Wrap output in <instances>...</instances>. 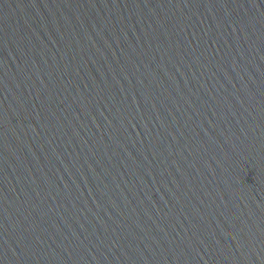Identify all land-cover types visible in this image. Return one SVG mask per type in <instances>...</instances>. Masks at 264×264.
I'll return each instance as SVG.
<instances>
[{
    "label": "water",
    "instance_id": "obj_1",
    "mask_svg": "<svg viewBox=\"0 0 264 264\" xmlns=\"http://www.w3.org/2000/svg\"><path fill=\"white\" fill-rule=\"evenodd\" d=\"M0 264H264V0H0Z\"/></svg>",
    "mask_w": 264,
    "mask_h": 264
}]
</instances>
